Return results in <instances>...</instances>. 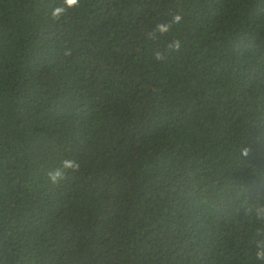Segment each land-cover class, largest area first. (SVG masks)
I'll use <instances>...</instances> for the list:
<instances>
[{"label":"trees","instance_id":"1","mask_svg":"<svg viewBox=\"0 0 264 264\" xmlns=\"http://www.w3.org/2000/svg\"><path fill=\"white\" fill-rule=\"evenodd\" d=\"M61 3L0 0V264H264V0Z\"/></svg>","mask_w":264,"mask_h":264},{"label":"clouds","instance_id":"2","mask_svg":"<svg viewBox=\"0 0 264 264\" xmlns=\"http://www.w3.org/2000/svg\"><path fill=\"white\" fill-rule=\"evenodd\" d=\"M79 3L80 0H62L61 5L52 10L51 18L54 21L60 20L63 16H65L69 12V10L77 7ZM181 21H182V15L177 14L173 17L171 22L158 23L155 29L148 34L149 38L155 39L157 33L161 35L168 33L172 29L173 25H179ZM181 47H182V42L179 39L174 38L166 45L164 53L158 51L155 54L156 59L162 60L165 58L166 54L179 52L181 50ZM244 154L245 155L248 154L247 150L245 151ZM80 167L81 164L78 160L66 158L60 162V167L49 170L47 176L52 184H58L60 181L66 178L67 173L69 171H73V172L79 171ZM254 211H255L257 223L264 224V206L256 207ZM261 234H264V228L257 229V235H261ZM256 249H257L255 253L256 259L264 262V240H260L256 242Z\"/></svg>","mask_w":264,"mask_h":264}]
</instances>
